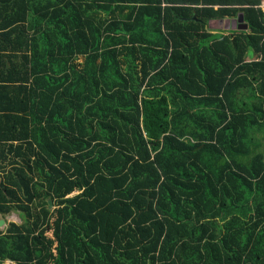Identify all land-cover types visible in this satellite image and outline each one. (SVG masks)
Returning a JSON list of instances; mask_svg holds the SVG:
<instances>
[{
	"label": "trees",
	"instance_id": "1",
	"mask_svg": "<svg viewBox=\"0 0 264 264\" xmlns=\"http://www.w3.org/2000/svg\"><path fill=\"white\" fill-rule=\"evenodd\" d=\"M260 1L0 0V264H264Z\"/></svg>",
	"mask_w": 264,
	"mask_h": 264
},
{
	"label": "crops",
	"instance_id": "2",
	"mask_svg": "<svg viewBox=\"0 0 264 264\" xmlns=\"http://www.w3.org/2000/svg\"><path fill=\"white\" fill-rule=\"evenodd\" d=\"M212 8L216 9L217 6L214 5ZM236 15L237 16H235V17H222V18L209 19V20L206 21L207 23L205 25V29L208 30V33H211L213 35L214 34H220V35L230 36V37L232 35H234L236 32L246 31V29H247L246 25L242 21H241V23L237 22V17H238V15H241V14H236ZM239 24L245 25V29H239L238 28ZM253 57H254V59H253ZM252 59L256 61V60L259 59V57L258 56H257V58H255V56L248 57V55L246 54V56L244 58V61L245 62H250V61H252ZM252 134L253 133L251 132V135ZM254 137L258 138L259 134L256 133L254 135ZM256 147L257 146H255V144L253 143L251 149L253 150ZM261 150L264 151V142H261L260 145L257 147V151L258 152H260Z\"/></svg>",
	"mask_w": 264,
	"mask_h": 264
},
{
	"label": "rangeland",
	"instance_id": "3",
	"mask_svg": "<svg viewBox=\"0 0 264 264\" xmlns=\"http://www.w3.org/2000/svg\"><path fill=\"white\" fill-rule=\"evenodd\" d=\"M247 55H248V57H252L251 53H247ZM246 94L247 93L242 90L239 92L238 98L242 99V100H247ZM72 194H74V193H72ZM51 208H52V206L50 207V209ZM0 219H2L4 221L3 225L0 227V230L4 229L11 222L16 223V224H19L22 222V219L20 217H18V215L16 213H9V214H6L5 216H0ZM3 264H13V263H11L9 261H4Z\"/></svg>",
	"mask_w": 264,
	"mask_h": 264
},
{
	"label": "water",
	"instance_id": "4",
	"mask_svg": "<svg viewBox=\"0 0 264 264\" xmlns=\"http://www.w3.org/2000/svg\"><path fill=\"white\" fill-rule=\"evenodd\" d=\"M241 21H242L241 15H238V17H237V22L241 23ZM238 28H239V29H245V25H243V24H239V25H238ZM47 204H48V208H50V206H51V202L48 201ZM3 223H4V221H3L2 219H0V227L3 225Z\"/></svg>",
	"mask_w": 264,
	"mask_h": 264
},
{
	"label": "built area",
	"instance_id": "5",
	"mask_svg": "<svg viewBox=\"0 0 264 264\" xmlns=\"http://www.w3.org/2000/svg\"><path fill=\"white\" fill-rule=\"evenodd\" d=\"M256 7H259L260 9H264V0H261L260 3L256 5Z\"/></svg>",
	"mask_w": 264,
	"mask_h": 264
}]
</instances>
